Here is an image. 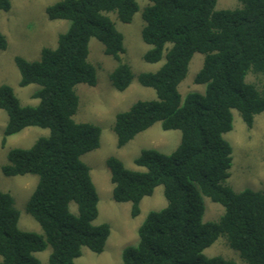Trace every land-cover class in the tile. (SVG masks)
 <instances>
[{"label": "trees", "instance_id": "obj_1", "mask_svg": "<svg viewBox=\"0 0 264 264\" xmlns=\"http://www.w3.org/2000/svg\"><path fill=\"white\" fill-rule=\"evenodd\" d=\"M147 1L142 40L151 48L143 60H166L155 73L135 76L122 61L124 36L111 15L130 24L139 11L136 0L57 2L47 8L48 19L70 22L57 47L43 48L37 61L15 57L20 87L38 85L32 98L39 104L23 106L11 86H0V110L8 115L2 145L29 127L47 129L49 135L29 149H11L2 172L7 178L38 177L26 211L44 234L22 231L13 196L0 191V264H42L36 254L49 246V264H75L83 248L101 254L110 237L109 224H94L99 196L91 169L82 161L100 147L101 129L74 120L80 104L76 87L97 85V69L89 61L93 38L118 62L109 76L117 91L127 90L136 78L157 95L116 116L118 147L156 123L182 134L169 155L143 150L134 163L145 171L130 170L116 157L107 159L113 199L131 203L133 218L159 186L167 201L166 208L149 213L138 230V244L125 248L121 264H236L205 255L221 237L246 264H264V189L235 192L227 185L233 148L224 137L233 130L234 110L248 129L264 113V89L247 81L251 74L264 81V0H240L239 8L219 11L218 0ZM11 6V0H0V11L9 12ZM8 47L0 32V51ZM195 54L204 55L195 84L205 91L183 98L179 86ZM204 197L225 209L219 221H203Z\"/></svg>", "mask_w": 264, "mask_h": 264}, {"label": "rangeland", "instance_id": "obj_2", "mask_svg": "<svg viewBox=\"0 0 264 264\" xmlns=\"http://www.w3.org/2000/svg\"><path fill=\"white\" fill-rule=\"evenodd\" d=\"M60 1L62 0H11V10L0 11V32L9 41L8 49L0 51V86H11L23 106L39 104V100L33 99L32 95L40 87L38 85L20 87L21 75L15 64V57L37 61L41 57L43 48L57 47L59 36L67 32L70 22L49 20L46 10ZM136 1L139 11L130 24L121 23L116 15L112 14L111 17L118 31L124 36L126 53L122 55V61L130 65L135 76H138L141 73L157 72L166 60L164 57L156 64L143 60L144 54L151 48L142 40V30L145 26L143 12L150 3L147 0ZM240 5V0H218L215 10H232L239 8ZM89 47V61L97 69V85L90 87L81 84L76 87L80 104L74 120L77 123L93 124L101 129L100 147L84 155L82 161L91 169L92 180L99 196V217L94 224H109L111 234L101 254L83 248L82 256L75 261V264H121L125 248L138 244V230L149 213L163 210L167 206V201L164 187L159 186L152 196L143 199L140 215L133 218L131 203H117L113 199V185L106 164L107 159L116 157L130 170L145 171L134 163L141 152L157 150L169 155L180 145L182 134L178 130L164 131L161 123H156L147 131L137 135L125 147L119 148L113 130L116 116L128 111L139 101L156 100L157 95L153 89L141 86L136 78L127 90L117 91L112 86L109 76L118 66V62L105 55L104 46L98 40L91 39ZM203 63L204 55L195 54L187 78L179 86L183 98L192 92L205 91L204 85L195 84V78ZM247 81L263 92L261 89H264V81L261 77L251 74ZM7 122V113L0 110V191L13 196L15 207L20 212L19 228L25 232L43 235L39 223L26 211L27 203L38 184V177L29 174L7 178L2 168L8 163L7 156L11 149H29L39 138L48 136L49 130L38 127L26 128L19 134L9 137L6 146L3 147L2 141ZM224 137L233 148V165L227 185L235 192L262 191L264 189V113L257 115L253 128L248 129L240 113L234 110L233 130ZM204 204V222L219 221L224 215L225 209L209 198L204 197ZM73 211H76L75 206ZM51 252L49 246L36 256L42 264H49ZM204 253L208 258L222 257L236 264H246L237 252L230 249L224 237L219 238Z\"/></svg>", "mask_w": 264, "mask_h": 264}]
</instances>
